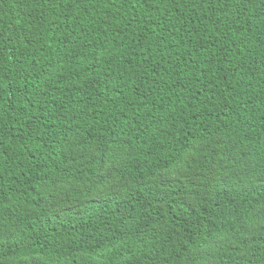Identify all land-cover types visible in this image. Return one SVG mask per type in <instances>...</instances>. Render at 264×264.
Listing matches in <instances>:
<instances>
[{"label": "trees", "instance_id": "trees-1", "mask_svg": "<svg viewBox=\"0 0 264 264\" xmlns=\"http://www.w3.org/2000/svg\"><path fill=\"white\" fill-rule=\"evenodd\" d=\"M0 264H264V0H0Z\"/></svg>", "mask_w": 264, "mask_h": 264}]
</instances>
